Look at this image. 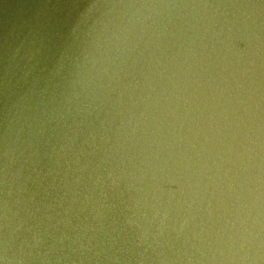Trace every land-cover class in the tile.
Segmentation results:
<instances>
[{
	"label": "water",
	"instance_id": "obj_1",
	"mask_svg": "<svg viewBox=\"0 0 264 264\" xmlns=\"http://www.w3.org/2000/svg\"><path fill=\"white\" fill-rule=\"evenodd\" d=\"M0 264H264V0H0Z\"/></svg>",
	"mask_w": 264,
	"mask_h": 264
}]
</instances>
